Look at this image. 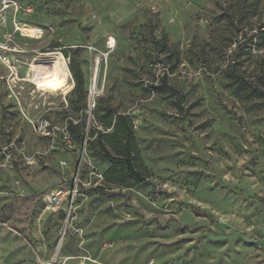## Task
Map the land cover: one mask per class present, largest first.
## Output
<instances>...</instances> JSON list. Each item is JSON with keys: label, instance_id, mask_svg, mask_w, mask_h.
<instances>
[{"label": "rangeland", "instance_id": "rangeland-1", "mask_svg": "<svg viewBox=\"0 0 264 264\" xmlns=\"http://www.w3.org/2000/svg\"><path fill=\"white\" fill-rule=\"evenodd\" d=\"M7 2L0 264H264V0ZM46 51L67 94L38 86ZM108 106L133 122L146 182L101 154L123 137Z\"/></svg>", "mask_w": 264, "mask_h": 264}, {"label": "bare ground", "instance_id": "bare-ground-1", "mask_svg": "<svg viewBox=\"0 0 264 264\" xmlns=\"http://www.w3.org/2000/svg\"><path fill=\"white\" fill-rule=\"evenodd\" d=\"M22 31L31 37H40L42 30L32 25L23 24L17 25V31ZM115 38L111 37V46H114ZM38 86L44 90L45 93L50 94H67L74 88V82L69 69L68 62L61 51H46L38 54L36 58ZM99 59H97L98 63ZM11 68V62L8 64ZM98 77V67L95 69L94 81L96 83ZM96 93V86L91 88L90 101L92 96ZM95 98V97H94Z\"/></svg>", "mask_w": 264, "mask_h": 264}, {"label": "trees", "instance_id": "trees-1", "mask_svg": "<svg viewBox=\"0 0 264 264\" xmlns=\"http://www.w3.org/2000/svg\"><path fill=\"white\" fill-rule=\"evenodd\" d=\"M75 77L77 80V85H82L84 82L83 75L80 71L74 70ZM109 110V115L107 119L104 121L106 125L110 126L113 123V118L116 117V121L114 123L115 130L112 134L113 136H121V145L118 147V151L120 156H113L102 144L103 152L101 154L110 159L112 161L121 162L126 167V174L132 176L138 182H146L147 178L142 174L140 170L136 168L134 165L133 159V149H134V141H135V134L133 130V122L128 115L119 113L114 111V107H107ZM70 131L74 136L83 137L81 133H78L76 130L75 125H70ZM121 134V135H120ZM112 135H109V138H112Z\"/></svg>", "mask_w": 264, "mask_h": 264}, {"label": "built area", "instance_id": "built-area-1", "mask_svg": "<svg viewBox=\"0 0 264 264\" xmlns=\"http://www.w3.org/2000/svg\"><path fill=\"white\" fill-rule=\"evenodd\" d=\"M7 1L8 0H4V4H5L6 7H7V3H8ZM17 25H18V23H15L16 30H17ZM3 50H5V46H3L2 43H0V57L3 60H5L7 64H10V62H11L10 61V58L8 56L3 55L4 54V51ZM93 96L95 97V95H93ZM42 126L44 128H48L49 122H48L47 119L43 118ZM65 137H66V140L68 142H72V136H71V133H70L69 130H66L65 131ZM78 180L79 179L76 180V185H78ZM61 194H62V191L55 192L54 195H53V198H52V202L53 203H56V204L60 203L61 202V198H62Z\"/></svg>", "mask_w": 264, "mask_h": 264}, {"label": "water", "instance_id": "water-1", "mask_svg": "<svg viewBox=\"0 0 264 264\" xmlns=\"http://www.w3.org/2000/svg\"><path fill=\"white\" fill-rule=\"evenodd\" d=\"M94 102V96H92V102L91 103H93Z\"/></svg>", "mask_w": 264, "mask_h": 264}]
</instances>
